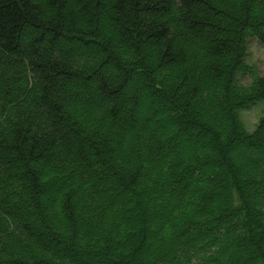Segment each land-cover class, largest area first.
I'll return each instance as SVG.
<instances>
[{
  "label": "trees",
  "instance_id": "trees-1",
  "mask_svg": "<svg viewBox=\"0 0 264 264\" xmlns=\"http://www.w3.org/2000/svg\"><path fill=\"white\" fill-rule=\"evenodd\" d=\"M248 37L264 0H0V264H264Z\"/></svg>",
  "mask_w": 264,
  "mask_h": 264
},
{
  "label": "rangeland",
  "instance_id": "rangeland-1",
  "mask_svg": "<svg viewBox=\"0 0 264 264\" xmlns=\"http://www.w3.org/2000/svg\"><path fill=\"white\" fill-rule=\"evenodd\" d=\"M75 45L77 46L78 44ZM92 51L95 50L93 49ZM245 62L254 65L259 74H264V44L261 43L256 37H248L247 39V54L245 57ZM139 73L140 71L136 72L133 81L134 85L137 86V88L141 84H147V81L143 78L142 75L139 76ZM250 81L251 77L248 74H239L237 76V82L239 84H248ZM144 103L145 101H140V104ZM158 107H161V105H158ZM142 113V111H138L139 121L142 117ZM262 116H264V99L252 104L250 107L240 112V118L247 130H253L259 118ZM104 175L107 176L106 174ZM154 220L156 222H159V220L157 219Z\"/></svg>",
  "mask_w": 264,
  "mask_h": 264
}]
</instances>
